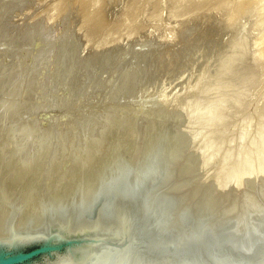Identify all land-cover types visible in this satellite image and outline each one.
<instances>
[{
    "label": "rangeland",
    "instance_id": "obj_1",
    "mask_svg": "<svg viewBox=\"0 0 264 264\" xmlns=\"http://www.w3.org/2000/svg\"><path fill=\"white\" fill-rule=\"evenodd\" d=\"M121 179L175 236L264 215V0H0L4 211Z\"/></svg>",
    "mask_w": 264,
    "mask_h": 264
},
{
    "label": "water",
    "instance_id": "obj_2",
    "mask_svg": "<svg viewBox=\"0 0 264 264\" xmlns=\"http://www.w3.org/2000/svg\"><path fill=\"white\" fill-rule=\"evenodd\" d=\"M106 199L96 197L76 211L48 212L37 229L14 226L0 236V264H264V225L251 230L264 215L251 217L247 221L251 227L224 230L230 234L200 229L195 223L198 229L190 237L185 233L174 237L169 227L175 219H186L183 228L194 221L186 213L168 219L163 211L153 218V207H160L164 199H153L139 214H135L137 202L127 190L111 192ZM229 216L224 217L226 222L234 221ZM164 220L170 224L167 231L159 232ZM147 233H153L150 242H146ZM166 247L176 257L164 256Z\"/></svg>",
    "mask_w": 264,
    "mask_h": 264
},
{
    "label": "bare ground",
    "instance_id": "obj_3",
    "mask_svg": "<svg viewBox=\"0 0 264 264\" xmlns=\"http://www.w3.org/2000/svg\"><path fill=\"white\" fill-rule=\"evenodd\" d=\"M93 2H95V1H93ZM199 6V5H198ZM34 129V128H33ZM23 130H25V129H23ZM34 130H36V129H34ZM28 131L26 130L25 131V133H27ZM34 132H36V131H34ZM22 134H23V132H22ZM32 134V133H31ZM25 136V135H24ZM28 136V135H27ZM32 136V135H31ZM30 136V137H31ZM35 138V137H34ZM42 138H44V137H42ZM23 140V139H22ZM25 141L26 140H24V142H22V144L23 143H25ZM36 141H38V140H36ZM42 141H44V140H42ZM38 143H42V142H37V144ZM26 146H27V143L25 144ZM18 153V152H17ZM39 155V154H38ZM16 156H19V154H16ZM36 158H38V157H36ZM12 159H10V161H11ZM17 160V159H16ZM27 160H29V159H27ZM30 162V161H29ZM35 162H37V161H35ZM32 164V163H31ZM19 165H22V164H17V166L19 167ZM33 165H35V164H33ZM24 166V165H23ZM27 166V165H26ZM17 167V168H18ZM27 167H30L29 165L27 166ZM17 168H15V170H17ZM33 168V167H32ZM151 169V168H150ZM150 169H148V170H150ZM15 170H13V171H15ZM32 171H33V169H31ZM147 170V171H148ZM27 171H28V169H26V174H27ZM18 172V171H17ZM32 173V172H31ZM149 173H151V172H149ZM19 174H17V176H18ZM25 175V174H24ZM32 175V174H31ZM157 176V175H156ZM2 178H4V176H1ZM9 177V176H8ZM23 177V176H22ZM25 177H26V175H25ZM33 178V177H32ZM137 178H139V177H137ZM118 179H120V178H118ZM153 179V178H152ZM4 180V179H3ZM87 180H89L88 178H87ZM115 180V179H114ZM122 180H125V179H121V180H118V181H120L119 182V184H117V182L115 183V181H112L113 182V184L115 183V184H117V185H115L114 187L113 186H110L109 184H111L110 182H109V184H106L105 183V187L106 186H110V188H108L109 190H107V193H99L98 195H96L95 197H92V199H90V202L91 201H93V199L94 198H96V197H103L104 199H106L107 197H108V195L111 193V192H114V193H116V192H120V191H128V193H129V195H130V198L132 197L133 198V200L135 199L136 200V202H137V206H136V209H135V214H139L140 212H142L143 210H145L146 209V207L149 205V201L148 200H146L147 198L145 197V192L144 191H140L139 189H136V188H134L133 186H131L130 184H128V182H123ZM135 180V179H134ZM140 180H142V179H140ZM139 180V181H140ZM25 181H27V180H25ZM31 181V180H30ZM136 182V181H135ZM148 182H150V181H148ZM137 183V182H136ZM112 184V185H113ZM136 186V185H135ZM146 188L147 187H149V186H145ZM107 188V187H106ZM138 188V187H137ZM151 188V187H150ZM18 189V188H17ZM145 189V188H144ZM147 190V189H146ZM20 191V190H19ZM144 194H143V193ZM156 192V191H155ZM20 193H22V191H20ZM34 193V192H33ZM50 193V192H49ZM48 192L46 193V194H49ZM18 194V193H17ZM51 194V193H50ZM87 194L89 195V194H91V193H89L88 191H87ZM158 194V193H157ZM159 194H161V193H159ZM20 195V194H19ZM18 195V196H19ZM25 195H26V197H27V200H28V202H26V199H24V198H22V197H17L16 196V198H12L13 200H15V201H13V200H10L11 202L13 201V204H11V202H9V201H7V200H5V201H7V202H9L10 204H11V206H8V207H10V211H9V213H6L5 211H4V205H3V203H1L2 201L0 200V236H5L6 235V233L11 229V228H13L14 226L15 227H17V228H24V227H28V226H30V227H32V228H34V229H37V228H39L40 227V225H41V223H42V218H43V214H45L44 212L45 211H43L44 210V208H45V206H43L44 205V203H43V201H41L42 203H41V205H40V203H39V207L36 205L37 203L35 202V199L36 198H34L32 195H30V193H27V192H25ZM24 195V196H25ZM38 195V194H37ZM62 195V194H61ZM64 195V194H63ZM92 195V194H91ZM156 195V194H155ZM3 196V198H6L7 196H5V194L4 195H2ZM41 196V195H40ZM46 196V195H45ZM63 197V196H62ZM66 197H68V196H66ZM51 198H53V196L51 197ZM61 198V197H60ZM85 198V199H84ZM86 196H84L83 197V199L84 200H86ZM150 198V197H149ZM160 198V197H159ZM39 199H40V197H39ZM45 199H46V197H45ZM47 199H49V198H47ZM80 199H82V198H80ZM89 199V198H88ZM144 199L147 201V203H146V201H144ZM168 199V198H167ZM37 200V199H36ZM99 200V199H98ZM107 200V199H106ZM38 201H40V200H38ZM48 201H50V200H48ZM56 201H59V200H56ZM63 201V200H62ZM67 201H69V200H67ZM73 201V200H72ZM87 201H89V200H87ZM166 201V200H165ZM6 202V203H7ZM70 202V201H69ZM74 202H75V200H74ZM169 202V201H168ZM57 204L56 205H59L60 204V206H62V207H60V206H52L51 208H45L46 209V212L48 213V212H50V213H56V212H63V210H65V209H69V210H71V209H74V211H76L77 209H83L85 206H86V204H88L87 202H85L84 203V201H82V203L83 204H80L79 202L77 203V204H75V205H71L70 203H67V202H65V204L67 205V207L69 206V205H71L70 207H66V208H64V206H66L65 204H63V205H61V201H59V203L58 202H56ZM62 203H64V202H62ZM9 204V205H10ZM43 204V205H42ZM73 204V203H72ZM151 204V203H150ZM164 204V203H163ZM167 204V203H166ZM170 204V203H169ZM168 204V205H169ZM8 205V204H7ZM168 205H166V206H168ZM40 206H43L44 208H42V210H40ZM164 206V205H163ZM163 206H160L161 208H163ZM168 208V207H167ZM50 209V210H49ZM158 209V208H157ZM31 210H32V212H34V215L30 218V220L29 219H27V214L29 213V212H31ZM49 210V211H48ZM155 210V209H154ZM165 210V209H164ZM164 210H162V211H164ZM167 210H169V209H167ZM166 210V212H168ZM41 211V212H40ZM43 211V212H42ZM165 212V211H164ZM161 213L162 212H157V211H155L154 212V217L153 218H156L157 216H161ZM162 214H164V213H162ZM174 215V214H173ZM156 216V217H155ZM12 218H13V221H12ZM16 218V219H15ZM151 218V217H150ZM169 219V218H168ZM152 220V218L151 219H149L148 218V220H145V222L143 223L144 225L146 224V223H149L150 221ZM258 221H262V220H258ZM14 222V223H13ZM165 222V221H164ZM169 222V221H168ZM168 222H165V223H168ZM257 222V221H256ZM263 223H264V220L262 221ZM261 223V222H260ZM236 224H238V223H236ZM261 225L263 226L264 224H262L261 223ZM172 226H174V225H172ZM199 226V225H198ZM208 226V225H207ZM222 226V225H221ZM221 226H218V227H220V228H222ZM225 226V225H224ZM227 226V225H226ZM250 226V225H249ZM210 227H213L212 225L210 226ZM237 227H239V226H237ZM236 227V228H237ZM167 228H168V225H166L165 226V224H163V221L160 223V225H159V227H158V231L159 232H163V231H167ZM182 228V227H181ZM205 228H207V227H205ZM208 228H209V226H208ZM215 228H217V227H215ZM220 228H217V230H219ZM243 228V227H242ZM242 228H241V230H242ZM254 228H256V226H254V227H252L251 228V230L252 229H254ZM211 229V228H210ZM225 229V228H224ZM224 229H222L223 231H217L216 229V231L217 232H223V233H227V234H230V232H225L224 231ZM238 229V228H237ZM244 229V228H243ZM191 229H188V230H186L187 231V233H186V235H189V237H190V235H192V233H195L196 231H197V229L195 230H191ZM213 230V229H212ZM245 230H248V229H245ZM250 230V231H251ZM171 231V230H170ZM189 231V232H188ZM249 231V232H250ZM172 233V232H171ZM175 234H177L176 236H174V237H177V236H180L179 234H182V232H177V233H175ZM174 235V234H173ZM240 236V235H239ZM146 237L148 238L147 240H146V242H150L154 237H153V233H147V235H146ZM181 239V238H180ZM163 252V251H162ZM164 256H167V257H169V258H174V257H176L175 256V253L174 252H171V249H170V247H166V249L164 250Z\"/></svg>",
    "mask_w": 264,
    "mask_h": 264
}]
</instances>
